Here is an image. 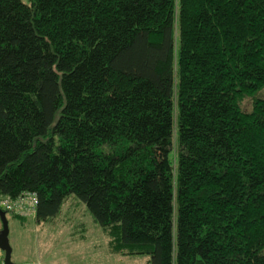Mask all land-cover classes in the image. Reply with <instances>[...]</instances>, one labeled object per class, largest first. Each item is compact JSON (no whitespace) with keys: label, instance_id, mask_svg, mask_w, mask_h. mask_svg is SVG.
<instances>
[{"label":"trees","instance_id":"obj_1","mask_svg":"<svg viewBox=\"0 0 264 264\" xmlns=\"http://www.w3.org/2000/svg\"><path fill=\"white\" fill-rule=\"evenodd\" d=\"M263 88L264 0H0V198L73 195L150 264H264Z\"/></svg>","mask_w":264,"mask_h":264},{"label":"rangeland","instance_id":"obj_2","mask_svg":"<svg viewBox=\"0 0 264 264\" xmlns=\"http://www.w3.org/2000/svg\"><path fill=\"white\" fill-rule=\"evenodd\" d=\"M257 96H264V88ZM6 217L11 259L17 264H150L147 254L112 253L103 228L73 195L63 203L60 213L48 221L38 222L35 214L7 212Z\"/></svg>","mask_w":264,"mask_h":264},{"label":"built area","instance_id":"obj_3","mask_svg":"<svg viewBox=\"0 0 264 264\" xmlns=\"http://www.w3.org/2000/svg\"><path fill=\"white\" fill-rule=\"evenodd\" d=\"M37 199L33 194L24 193L19 197L12 199L9 197L0 198V208L6 213H16L20 215L35 214ZM0 264L4 263V252L0 248ZM26 264H36L34 262ZM38 264V263H37Z\"/></svg>","mask_w":264,"mask_h":264},{"label":"water","instance_id":"obj_4","mask_svg":"<svg viewBox=\"0 0 264 264\" xmlns=\"http://www.w3.org/2000/svg\"><path fill=\"white\" fill-rule=\"evenodd\" d=\"M0 222H1V229H0V248L4 252V263L5 264H17L12 261V249L9 243L8 233V220L6 217V212L0 208Z\"/></svg>","mask_w":264,"mask_h":264}]
</instances>
